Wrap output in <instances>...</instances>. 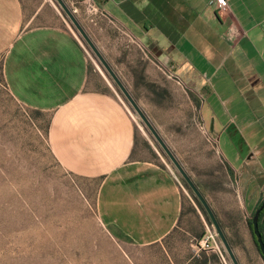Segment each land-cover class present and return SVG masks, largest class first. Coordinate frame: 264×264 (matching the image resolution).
<instances>
[{"label":"crops","instance_id":"0c3cea01","mask_svg":"<svg viewBox=\"0 0 264 264\" xmlns=\"http://www.w3.org/2000/svg\"><path fill=\"white\" fill-rule=\"evenodd\" d=\"M208 1L66 0L109 66L116 69L122 55L116 29L179 81L199 123L215 138L246 214H252L264 196V0H227L224 12ZM27 2L0 0V77L15 101L49 114L47 139L59 164L98 179L93 205L99 222L121 243L154 249L155 264H225L217 236L202 246L212 229L194 200L183 196L168 167L141 155L131 114L115 95L88 86L83 44L64 21L33 23L46 1L30 10ZM247 216H239L237 234L254 264H264ZM263 221L257 224L264 239ZM223 234L243 264L231 233L224 228Z\"/></svg>","mask_w":264,"mask_h":264},{"label":"rangeland","instance_id":"374dc122","mask_svg":"<svg viewBox=\"0 0 264 264\" xmlns=\"http://www.w3.org/2000/svg\"><path fill=\"white\" fill-rule=\"evenodd\" d=\"M40 1H28L27 10ZM45 1L33 23L59 25L64 21L68 25L89 57L88 86L120 100L136 124L141 155L168 167L186 194L183 196L193 199L190 189L54 0ZM112 34L122 55L115 64L118 69L110 67L173 148L220 221L222 232L225 228L231 233L230 242L240 251L243 264H254L249 247L237 234L242 229L239 216L248 215L250 219L252 214H246L242 196L234 190L233 175L200 129L194 102L189 104L181 84L148 62L120 31L115 29ZM48 120V113L15 101L0 77V264H155L154 249L121 243L99 222L93 205L98 179L74 175L59 164L49 147ZM144 138L153 152L145 146ZM192 221L195 225L196 220ZM207 224L214 232L210 221ZM224 256L225 264H231L225 252Z\"/></svg>","mask_w":264,"mask_h":264},{"label":"water","instance_id":"95a60500","mask_svg":"<svg viewBox=\"0 0 264 264\" xmlns=\"http://www.w3.org/2000/svg\"><path fill=\"white\" fill-rule=\"evenodd\" d=\"M55 4L59 8V10L64 14V16L67 18L69 24L71 27L75 30V32L78 34V36L83 40V42L86 44L88 49L92 52L106 75L110 78L112 83L115 85L117 90L122 94V96L125 98L129 106L132 108V110L138 115L141 122L143 123L146 131L151 136V138L156 142L162 153L167 157V159L170 161V163L173 165L175 170L180 175L181 179L184 181L186 186L190 189L192 195L194 198L199 202L202 209L204 210L206 216L208 217V220L210 221V224L213 227V230L216 234V236L219 238V241L221 243V246L223 248V251L229 258V261L231 264H238L229 244L227 243L225 236L219 227L217 220L215 219L209 205L207 204L206 200L200 193L197 186L192 182L189 175L186 173V171L183 169L182 165L179 163V161L176 159L174 154L171 152V150L168 148L164 140L161 138V136L158 134L156 129L153 127V125L150 123L146 115L143 113L141 108L137 105V103L134 101V99L131 97L130 93L127 91L123 83L120 81L118 76L115 74L113 69L109 66V64L106 62V60L103 58L97 47L94 45V43L91 41L83 27L80 25V23L75 18L73 11L65 0H54ZM264 206V198L260 201V203L257 205L255 210L253 211L251 218H250V224H251V233L255 238V244L257 247V250L259 252V255L264 261V243L261 239V235L258 231L257 227V220L258 215L261 209Z\"/></svg>","mask_w":264,"mask_h":264},{"label":"built area","instance_id":"2783aa9c","mask_svg":"<svg viewBox=\"0 0 264 264\" xmlns=\"http://www.w3.org/2000/svg\"><path fill=\"white\" fill-rule=\"evenodd\" d=\"M208 5L212 6L217 12H224L227 10V0H224L223 3L221 2V0H209ZM173 79L176 81L177 84H179V81L177 79L175 78ZM199 126H200V129H202L203 133L205 134L206 140L208 142L214 143V146H215V138L212 135H210L201 124ZM214 237H215L214 232L209 231L202 238V246L205 248L209 247V242L213 241Z\"/></svg>","mask_w":264,"mask_h":264},{"label":"trees","instance_id":"16d2710c","mask_svg":"<svg viewBox=\"0 0 264 264\" xmlns=\"http://www.w3.org/2000/svg\"><path fill=\"white\" fill-rule=\"evenodd\" d=\"M182 182H183V181H182ZM183 184L185 185L186 188H188L184 182H183ZM191 195H192V194H191ZM192 198H193L195 204L197 205V207L199 208L200 212H201L202 215L204 216V218H205V220L207 221V223H209L208 217L206 216V214H205L204 210L202 209L201 205L199 204V202L194 198L193 195H192ZM263 198H264V196L261 198V200H262ZM261 200H260V201H261ZM259 203H260V202H259ZM259 203H258V204H259ZM256 207H257V206H256ZM260 218H263V219H264V206H263V208L261 209V211L259 212L258 220H259ZM258 220H257V222H258ZM263 222H264V221H263ZM217 223H218L219 227H221V226H220V223L218 222V220H217ZM247 227H248L249 231L251 232L250 219L247 221ZM257 227H258V231H259V233H260V235H261V239H262V241H263V243H264V239H263V236H262V228H261L260 226H258V224H257ZM224 236H225V235H224ZM251 236H252L253 243H254V245H255V247H256V244H255V238H254V236L252 235V233H251ZM225 239H226V237H225ZM226 241H227V243L229 244V242H228L227 239H226ZM256 249H257V247H256ZM257 251H258V250H257Z\"/></svg>","mask_w":264,"mask_h":264},{"label":"snow or ice","instance_id":"6c2138e0","mask_svg":"<svg viewBox=\"0 0 264 264\" xmlns=\"http://www.w3.org/2000/svg\"><path fill=\"white\" fill-rule=\"evenodd\" d=\"M221 2L223 3V2H224V0H221Z\"/></svg>","mask_w":264,"mask_h":264},{"label":"bare ground","instance_id":"6f19581e","mask_svg":"<svg viewBox=\"0 0 264 264\" xmlns=\"http://www.w3.org/2000/svg\"><path fill=\"white\" fill-rule=\"evenodd\" d=\"M215 234V233H214Z\"/></svg>","mask_w":264,"mask_h":264}]
</instances>
